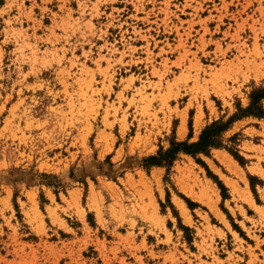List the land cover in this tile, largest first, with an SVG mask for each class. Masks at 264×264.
<instances>
[{
    "label": "rangeland",
    "instance_id": "374dc122",
    "mask_svg": "<svg viewBox=\"0 0 264 264\" xmlns=\"http://www.w3.org/2000/svg\"><path fill=\"white\" fill-rule=\"evenodd\" d=\"M260 84L264 0H0V264H264L263 119L140 164Z\"/></svg>",
    "mask_w": 264,
    "mask_h": 264
},
{
    "label": "trees",
    "instance_id": "16d2710c",
    "mask_svg": "<svg viewBox=\"0 0 264 264\" xmlns=\"http://www.w3.org/2000/svg\"><path fill=\"white\" fill-rule=\"evenodd\" d=\"M248 97L249 103L246 106H243L239 100L236 102L235 111L228 118L223 116L205 125L197 140L191 141V136L184 140H178L176 137H172L167 148L160 147L155 154L143 157L140 164L145 168L166 167L169 170L173 163L179 158L180 154H186L195 158L197 162L205 165L200 155L209 156L213 149L224 148L229 151L241 165H245L246 161L243 156H241L238 147L240 134L235 133L229 137H227L226 134L238 121L247 118L264 120V84L253 85ZM205 167L207 166L205 165ZM72 173L73 171L71 170L70 174ZM209 174L219 186L225 190L224 184L218 177L210 171ZM42 176L45 179V182L42 183L47 186L56 187L57 193L67 188V183L64 178L51 174H43ZM252 187H254V185H252ZM223 196L224 198L227 197L225 194H223ZM184 228L187 229V227Z\"/></svg>",
    "mask_w": 264,
    "mask_h": 264
},
{
    "label": "bare ground",
    "instance_id": "6f19581e",
    "mask_svg": "<svg viewBox=\"0 0 264 264\" xmlns=\"http://www.w3.org/2000/svg\"><path fill=\"white\" fill-rule=\"evenodd\" d=\"M255 63H256V62H255ZM153 114H154V113H153ZM155 115H156V114H155ZM154 117H155V116H154ZM155 118H156V117H155ZM155 118H154V119H155ZM229 157H230V156H229ZM229 162H230V163L232 162V163L235 164V161H234L231 157H230V159H229ZM230 165H231V164H230ZM230 165H229V166H230ZM231 166H232V165H231ZM230 168H231V167H230ZM201 191H202V190H201ZM206 191H207V190H205V193H206ZM207 192H208V191H207ZM203 194H204V193H203ZM204 195H205V194H204ZM178 204H179V203H178ZM209 204H210V203H209ZM210 205H211V204H210ZM212 206H213V205H212ZM184 207H185V206L182 205L183 211L185 212L187 209L185 210ZM186 212H187V211H186ZM182 214H183V212H182Z\"/></svg>",
    "mask_w": 264,
    "mask_h": 264
}]
</instances>
